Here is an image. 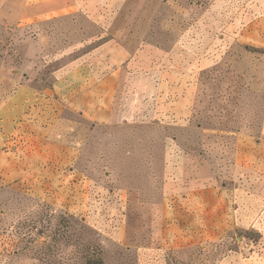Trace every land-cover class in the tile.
Returning <instances> with one entry per match:
<instances>
[{
  "label": "rangeland",
  "instance_id": "374dc122",
  "mask_svg": "<svg viewBox=\"0 0 264 264\" xmlns=\"http://www.w3.org/2000/svg\"><path fill=\"white\" fill-rule=\"evenodd\" d=\"M86 5L89 12L41 19L1 38L0 68L22 72L35 52L38 63L28 76L45 85L52 81L49 58L67 55L71 62L116 41L139 56L133 69L142 75L167 70L166 80L174 83L171 99L183 89L189 98L186 125L143 120L83 127L80 116L67 113L86 135L79 171L89 182L91 201L82 207L77 199L76 208L66 203L61 209L51 205L52 195L27 191L22 179L1 185L0 264H88L96 258L103 264H146L145 248L171 240L163 237L165 210L172 206L165 200L163 167L172 146L174 161L188 158L189 204L201 210L181 240L202 235L200 219L208 220L207 236L211 231L210 237H220L166 249L167 264L264 260V83L259 89L254 81L264 73V30L229 34L231 26L235 32L260 21L264 26V0H87ZM57 62L55 68L64 60ZM237 139L244 143L236 147ZM225 205L228 217L220 210Z\"/></svg>",
  "mask_w": 264,
  "mask_h": 264
},
{
  "label": "crops",
  "instance_id": "0c3cea01",
  "mask_svg": "<svg viewBox=\"0 0 264 264\" xmlns=\"http://www.w3.org/2000/svg\"><path fill=\"white\" fill-rule=\"evenodd\" d=\"M86 2L0 0V41L3 37L16 35L22 27L41 19L85 10L89 12ZM261 22L260 26L257 22L246 27L237 25L240 27L237 32L236 26H231L229 34L236 36L247 30L261 33L264 30ZM29 48L35 50L33 44ZM34 53H31L32 61L26 63L25 67L22 65L23 71L19 70L14 76L0 68V187L19 178L25 181L27 188H31V191H27L52 195L51 205L55 207L68 208L66 203H71L75 205L70 207L76 208L77 199L81 200L82 207H86L92 193L88 180L79 171L86 135L78 133L79 123L70 121L67 113L80 116L83 127L88 123L95 127L143 120L177 123L182 127L186 125L189 98L181 93L183 89L180 88L179 96L171 99L168 91L173 89L171 84L174 83L166 80L169 78L167 70L161 68L157 70V75L149 70L142 75L133 69L134 60L139 56L127 52L116 41L103 43L86 56L71 62L65 60L67 55L49 58L46 64H49L52 81L47 89H40L35 84L41 78H37L33 84L26 83V77L32 71L30 67L38 63ZM61 60H64L61 62L63 65L55 68L57 61ZM139 73L141 76H137ZM133 75L139 78L141 86L134 85ZM254 81L260 89L264 83V73L254 78ZM18 134V140L22 142L16 147L19 143L17 140L14 145V139ZM235 142L237 147L244 140L237 139ZM174 149L172 146L165 151L168 155L163 167V182L169 192L165 200H169L172 205L165 210L168 220H165L167 227L163 237L165 240L171 239L173 243L170 240L145 248L146 264H167L162 254L168 248H180L182 244L191 246L196 240H216L220 237H210L213 233L211 231L207 236L210 228L208 220L200 219L198 230L202 235L181 240L190 228H194L190 223L191 217L197 211L201 213V210L189 204L192 177L186 173L188 158L181 155L177 157V162L174 161L170 156L177 151ZM182 201L188 203L183 205ZM220 210H225L228 217L230 206L225 205ZM225 222L228 228L232 227L230 221ZM242 264H264V260L256 256L244 259Z\"/></svg>",
  "mask_w": 264,
  "mask_h": 264
},
{
  "label": "trees",
  "instance_id": "16d2710c",
  "mask_svg": "<svg viewBox=\"0 0 264 264\" xmlns=\"http://www.w3.org/2000/svg\"><path fill=\"white\" fill-rule=\"evenodd\" d=\"M6 72V71H5ZM18 72H19V70H18ZM18 72H16V71H11L10 73H11V75H16ZM47 73H48V71H47ZM37 77H36V75L35 76H27L26 77V83H27V85H29V84H32L34 81L36 82L37 80ZM29 80V81H28ZM31 80V81H30ZM32 82V83H31ZM39 82H41L42 84H43V80L41 79ZM51 86V84L50 83H45V85L43 84V85H41V86H39L38 88H40V89H43V87H50ZM88 264H103V262H102V260L100 259V258H96V259H94L93 260V262H90L89 260H88Z\"/></svg>",
  "mask_w": 264,
  "mask_h": 264
}]
</instances>
